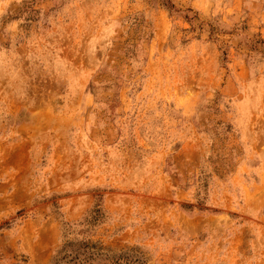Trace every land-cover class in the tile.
Wrapping results in <instances>:
<instances>
[{
  "label": "rangeland",
  "instance_id": "obj_1",
  "mask_svg": "<svg viewBox=\"0 0 264 264\" xmlns=\"http://www.w3.org/2000/svg\"><path fill=\"white\" fill-rule=\"evenodd\" d=\"M65 251L264 264V0H0V264Z\"/></svg>",
  "mask_w": 264,
  "mask_h": 264
},
{
  "label": "trees",
  "instance_id": "obj_2",
  "mask_svg": "<svg viewBox=\"0 0 264 264\" xmlns=\"http://www.w3.org/2000/svg\"><path fill=\"white\" fill-rule=\"evenodd\" d=\"M94 212L100 214V210H94ZM62 251H60L61 253ZM54 264H59L62 263L63 264H84L82 262H79L78 259L75 256L71 257V254H68V252H64L63 255L61 257H59V254L57 256L54 257Z\"/></svg>",
  "mask_w": 264,
  "mask_h": 264
}]
</instances>
